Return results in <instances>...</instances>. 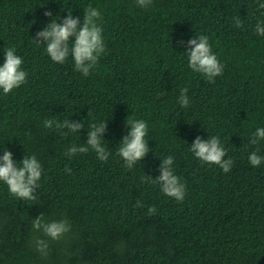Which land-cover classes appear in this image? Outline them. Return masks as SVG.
I'll use <instances>...</instances> for the list:
<instances>
[{"label": "trees", "instance_id": "obj_1", "mask_svg": "<svg viewBox=\"0 0 264 264\" xmlns=\"http://www.w3.org/2000/svg\"><path fill=\"white\" fill-rule=\"evenodd\" d=\"M262 2L153 0L142 8L136 0H0V66L15 47L28 73L11 93L0 89V156L9 149L20 167L35 155L43 168L35 200L13 196L0 181V264H264V161L255 167L248 159L264 157V140L250 143L264 127V36L254 31L264 21ZM89 5L102 13L106 51L85 77L72 56L54 62L34 38L69 9L83 22ZM199 35L224 66L214 83L188 67V41ZM185 87L188 107L179 103ZM128 117L148 123L151 149L130 169L117 154ZM46 119L85 128L61 135L44 127ZM101 121L106 162L91 149L65 155ZM212 136L234 161L228 173L191 151L197 137ZM168 156L186 186L183 202L153 183ZM41 215L66 219L71 231L60 240L33 231ZM36 238L47 241V257Z\"/></svg>", "mask_w": 264, "mask_h": 264}, {"label": "clouds", "instance_id": "obj_2", "mask_svg": "<svg viewBox=\"0 0 264 264\" xmlns=\"http://www.w3.org/2000/svg\"><path fill=\"white\" fill-rule=\"evenodd\" d=\"M152 2L153 0H136V5L137 7L148 8ZM258 8L264 9V2L259 3ZM52 15L51 11L45 12V16L52 17ZM59 19H52L43 30L36 33L34 39L46 46V52L54 62L62 64L69 56H72L75 70L82 72L87 77L90 70L98 63L100 56L106 51L101 27L102 13L99 8L89 5L84 10L83 22H81L80 17L73 16L72 9L68 10V15L63 18L62 23L59 22ZM234 22L236 27H243V21L239 18H236ZM254 31L258 36H264V21L258 22ZM180 44L182 46L183 41ZM188 44L189 50L186 51L188 67L194 72L204 75L208 82L214 83L215 77L223 74L224 66L212 51L209 37L199 35L197 38L189 40ZM22 65L23 57L16 54V48H7L4 63L0 66V89L5 95L26 83L28 73L23 70ZM188 91L187 87L181 89L179 103L183 107H188L190 104ZM43 124L48 129L55 126L61 135H67L66 132L62 131L63 129L77 133L85 128V122L71 119L63 122L46 119ZM126 124L130 131L120 142L117 154L125 162V166L130 169L136 162L141 161L151 149L149 148V141L145 139L148 135V123L143 119L137 120L128 117ZM107 128L108 123L104 121L90 124L87 131V143L84 145L73 144L65 155L71 157L77 153H88L91 149L97 154L99 160L106 162L110 155L103 143ZM260 140H264V127L256 129L250 138V143L255 145ZM191 151L195 157L204 163L218 165L224 173L230 172L233 167V159L224 158L227 152L219 137L212 136L206 140L197 137L195 142L191 144ZM248 159L250 164L255 167L260 166L264 161V157L258 155L257 152H252ZM19 163L22 166H17L12 151L6 148L3 156H0V181L7 184L13 196L20 199L35 200L34 192L39 187L38 181L42 177V164L35 155H25ZM173 163L174 158L172 156L163 159L159 167L161 175L153 179V183H159L162 192L167 196L178 202H183L186 196V186L181 178L175 174L172 167ZM65 172L70 174L71 169L66 167ZM136 206L141 207L142 204L138 201ZM148 214H156V208L154 206L149 208ZM32 230H42L52 240H60L71 231V225L66 219L45 222L44 215H41L33 219ZM35 243L37 251L43 257H47L49 247L47 241L36 238Z\"/></svg>", "mask_w": 264, "mask_h": 264}]
</instances>
